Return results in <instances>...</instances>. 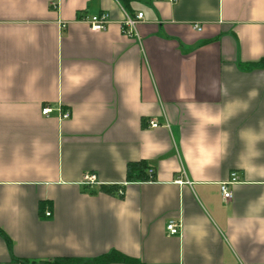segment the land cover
<instances>
[{"label": "crops", "instance_id": "0c3cea01", "mask_svg": "<svg viewBox=\"0 0 264 264\" xmlns=\"http://www.w3.org/2000/svg\"><path fill=\"white\" fill-rule=\"evenodd\" d=\"M263 59L264 0H0V264H264Z\"/></svg>", "mask_w": 264, "mask_h": 264}, {"label": "built area", "instance_id": "2783aa9c", "mask_svg": "<svg viewBox=\"0 0 264 264\" xmlns=\"http://www.w3.org/2000/svg\"><path fill=\"white\" fill-rule=\"evenodd\" d=\"M168 1H174V0H168ZM52 7H56V2L51 3ZM143 19V13L137 12L135 14H125V19L121 22V28L122 31L131 37H138L137 33V24ZM83 21L88 23L89 27L93 31H102L106 28L109 18L108 14L106 12H101L99 14H93L91 16H85L83 18ZM193 27L195 29H200V25L197 23L193 24ZM54 109L49 105H44L41 109V113L44 116H50L53 113ZM57 115L59 119H66L69 117V112L64 111L61 108H57ZM150 127H156L158 126L157 121L150 120L148 122ZM148 174L150 175V179L148 181L153 180V172L154 170L152 168L148 169ZM237 180V176L235 172H232L230 175V179L224 181L221 183L220 189H221V195L224 200H228L232 197L231 190L229 189V186L233 183H235ZM179 182L181 180H178ZM97 177L95 173L93 172H86L83 174L82 177V184L84 185H93L97 184ZM51 213L49 211L45 212L46 216H49ZM166 230L170 235H177L180 231V223L176 219H170L166 223Z\"/></svg>", "mask_w": 264, "mask_h": 264}, {"label": "trees", "instance_id": "16d2710c", "mask_svg": "<svg viewBox=\"0 0 264 264\" xmlns=\"http://www.w3.org/2000/svg\"><path fill=\"white\" fill-rule=\"evenodd\" d=\"M127 0H122L125 3ZM256 64L264 65V59ZM148 166L145 161L138 160L129 162L126 166V181L127 182H144L150 179L148 174ZM121 186L117 184L100 185L99 190L101 192L109 193L111 195H121ZM0 233H3L0 230ZM114 262H120L123 264H144L137 258L126 256L116 250H111L91 260H83L80 258H56L53 261L43 262L42 264H109Z\"/></svg>", "mask_w": 264, "mask_h": 264}]
</instances>
